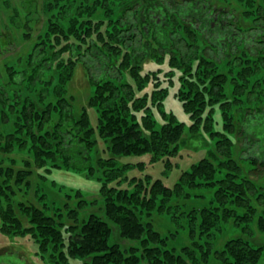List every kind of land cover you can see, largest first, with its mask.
<instances>
[{"label": "trees", "instance_id": "16d2710c", "mask_svg": "<svg viewBox=\"0 0 264 264\" xmlns=\"http://www.w3.org/2000/svg\"><path fill=\"white\" fill-rule=\"evenodd\" d=\"M20 5L0 0V10L7 13L6 22L0 21V55L14 43L7 29L21 30L23 39L37 29L29 50L7 57L5 73L0 71V121L10 126L0 130V232L28 235L50 264L89 255V264H140L141 259L149 264H258L264 243L251 238L264 232V212L257 213L253 201L264 198V184L254 176L264 168V151L235 156L233 133L240 130L234 128L231 106L244 103L247 112H260L264 105V0H31ZM205 43L211 48L206 50ZM148 55L156 64L167 63L164 79L160 68L142 74ZM220 56H226L225 64ZM84 60L92 91L75 109L68 85ZM93 66L99 75L91 74ZM175 77V97L190 114V130L205 131L216 151L182 170L172 185L148 173L128 175L132 169L144 171L146 162L117 158L161 160L163 175L175 164L185 123L160 108ZM88 108L95 112L94 124ZM258 124L256 133L263 134L264 118ZM98 140L106 156L93 153ZM15 148L29 155L20 169H14L13 157L4 164ZM31 166L46 174L64 169L95 176L106 213L123 236L138 244L110 243L111 227L100 217L91 214L79 222L76 208L83 200L76 208L67 202L52 208L41 200L46 194L40 187L35 193L41 206L17 204L25 226L10 197L13 186L32 175ZM204 187L211 193L208 204L186 211L180 203L190 197L185 191ZM63 208L71 224L64 223ZM154 214L166 215L176 227L184 220L189 243L171 247L155 229ZM228 223L248 237L231 236L216 246Z\"/></svg>", "mask_w": 264, "mask_h": 264}, {"label": "rangeland", "instance_id": "374dc122", "mask_svg": "<svg viewBox=\"0 0 264 264\" xmlns=\"http://www.w3.org/2000/svg\"><path fill=\"white\" fill-rule=\"evenodd\" d=\"M24 1L29 3L31 0H15V5ZM36 3L41 4L42 0H34ZM28 9L24 7L21 8V13L25 14ZM7 20V13L3 10H0V21L1 23H5ZM217 22L221 23V21ZM39 26V24H38ZM37 26V27H38ZM7 27V26H6ZM11 29V28H10ZM7 29V32H13V35L10 33L7 34L10 38H12L14 43L8 45L7 52L0 55V71L4 74V68L2 63L5 59H10L16 55V52H25L29 50L28 48L31 46L32 41L34 39V33H32V37L28 39H23L21 37V30L15 29ZM6 31V29H4ZM211 30L206 34V36L210 35ZM205 35V34H204ZM203 35V38H204ZM15 39H14V38ZM4 39H2V43ZM144 42V41H143ZM254 44H247V47H252ZM2 46H6L5 43ZM152 47V46H151ZM154 47V46H153ZM211 45H206L205 49H210ZM250 49V48H247ZM251 50V49H250ZM254 50V49H253ZM154 50L151 48L148 50V53L153 52ZM159 52V51H158ZM230 50H223L224 55L229 53ZM162 54V53H161ZM150 55V54H149ZM148 55L147 59L143 62L142 65V74L146 73L149 70H156L157 68L161 69V73L159 74L161 78L164 79L163 73L167 70V63H159L156 64L153 58H150ZM8 57V58H7ZM226 56H220L218 61L222 64H225L224 61L227 60ZM86 60V59H85ZM84 62L78 63L75 69L74 76L71 82L68 85L69 93L74 96V108L79 109L83 105L86 104L87 98L92 91V87H90L89 83V73L87 68L85 67ZM98 66H93L91 68V74H97L101 72ZM89 74V75H88ZM101 75V74H100ZM4 78H6L4 76ZM165 82V80H164ZM165 84V83H164ZM177 80L176 77L174 79V87H169L167 89V93L161 99L160 108H162L165 112L172 111L178 120L185 123V128L182 133L180 142L178 143L177 152L175 153V157L172 159V167L168 168L167 172L163 173L164 164L161 160L155 163H147L148 156L144 157H119L117 158L119 162L129 161L133 162L135 160H143L146 162L144 171H139L138 169L129 170L128 175H137L141 176L145 173L152 175L153 177H162L163 181L167 185H172L180 172L184 169L189 168V166L198 161L200 158L204 156H208V151H216L215 142L211 137L202 129H199L197 132H192L189 126L192 123L190 119V114L186 113L182 106V102L179 98L175 97V91L177 89ZM242 97V96H241ZM245 104H235L231 106V112L235 114V127L240 131L236 133L234 131V143H235V156H250L256 150L264 151V142L262 141L263 134L256 133V124L258 121L260 122L264 118V105L259 106V109H262L260 112L254 111L251 112V108L247 112L244 108ZM243 107V108H242ZM154 115L158 120H160V113L155 104L151 107ZM258 109V110H259ZM89 116L91 123H95V112L92 108H88ZM217 112V111H216ZM218 112L216 113V118ZM218 121V120H217ZM220 125V123L218 122ZM216 125V126H219ZM259 126V124H258ZM10 126H4L0 121V130L10 129ZM218 128V127H217ZM236 134H238L236 136ZM245 138V139H244ZM259 152V151H258ZM97 156H106L107 152L105 150V146L102 141L98 140V143L95 145V151ZM29 155L26 150H19L15 148L11 155L8 158H5L4 164L9 165L13 157L15 160L12 165L14 169H20L23 167V159L27 158ZM262 156V153H261ZM264 155L262 156V158ZM248 161V160H247ZM245 161L244 166L248 169L249 162ZM32 175L27 177V179L19 186L14 185V191L11 194V201L14 206V209L21 219L23 224L28 225L27 218L22 215L18 210L17 204L19 202L32 203L36 206H41L39 200H37L36 196V188L40 187V191H43L46 194V197L41 199L43 203L48 202L49 206L54 208V206H62L64 203L67 204L71 208H76L79 200H83L81 207L76 208L77 218L79 222L85 221L91 214H95L104 220L111 227V235L109 237L110 243H117L122 248H127L129 246H134L138 244L137 240L129 239L122 235V229L117 223H115L109 215L105 211V203L102 194L99 191V182L96 180V177H86L83 173H74L71 171H66L64 169H52L50 173H45L43 169H37L35 166H31ZM260 170V169H259ZM38 174H42L44 177H39ZM260 183L264 184V168L259 173L258 176H254ZM79 192L80 195L76 196L75 194ZM189 193V199L181 200L183 203V207H185L186 211L190 210V207L200 208L208 204L210 200L211 193L207 188L202 189H190L189 191H185V194ZM80 198V199H79ZM2 202H5L4 200ZM253 205L257 209V213L264 212V198H261L260 201H253ZM189 208V209H188ZM64 216V223L71 224L72 222L66 216V209H62ZM154 227L158 230L163 236H166L168 239V244L176 249H179L181 246L189 243V227L186 225L184 220H181V224L179 227H176L166 215H153L152 220ZM231 236H244L241 232L239 226L233 225L232 223H228L227 225L222 227V232L217 235V244L221 245L224 239L229 238ZM67 238V235H65ZM251 240L257 245L264 243V232H254L253 238ZM92 260V256H70L68 258V264H87ZM88 263V264H89ZM0 264H50L49 261L46 260V256L43 257L38 252L37 244L34 240L31 239L28 235H12V234H4L0 232ZM140 264H149L146 259H141ZM258 264H264V255L260 258Z\"/></svg>", "mask_w": 264, "mask_h": 264}]
</instances>
